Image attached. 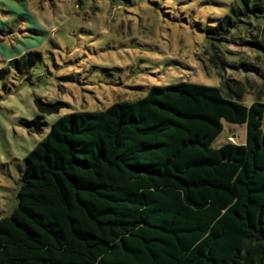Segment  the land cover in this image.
Here are the masks:
<instances>
[{
	"label": "trees",
	"instance_id": "1",
	"mask_svg": "<svg viewBox=\"0 0 264 264\" xmlns=\"http://www.w3.org/2000/svg\"><path fill=\"white\" fill-rule=\"evenodd\" d=\"M260 27L264 0H234L205 27L217 73L222 41L259 47ZM239 97L180 81L59 117L0 216V264H264V101ZM224 123L244 124V143L213 146Z\"/></svg>",
	"mask_w": 264,
	"mask_h": 264
},
{
	"label": "rangeland",
	"instance_id": "2",
	"mask_svg": "<svg viewBox=\"0 0 264 264\" xmlns=\"http://www.w3.org/2000/svg\"><path fill=\"white\" fill-rule=\"evenodd\" d=\"M233 1L0 0V216L17 204L26 154L64 114L102 111L180 81L237 91L246 105L264 101L261 27L254 30L259 47L222 41L219 73L208 61L204 29ZM27 53L34 64L24 67ZM36 100L57 111L40 110ZM37 116L46 123L38 131L22 122ZM245 137L244 124L224 123L213 146Z\"/></svg>",
	"mask_w": 264,
	"mask_h": 264
}]
</instances>
